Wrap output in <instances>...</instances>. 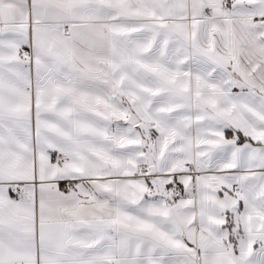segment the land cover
Instances as JSON below:
<instances>
[{
	"label": "snow or ice",
	"instance_id": "6c2138e0",
	"mask_svg": "<svg viewBox=\"0 0 264 264\" xmlns=\"http://www.w3.org/2000/svg\"><path fill=\"white\" fill-rule=\"evenodd\" d=\"M0 264H264V0H0Z\"/></svg>",
	"mask_w": 264,
	"mask_h": 264
}]
</instances>
